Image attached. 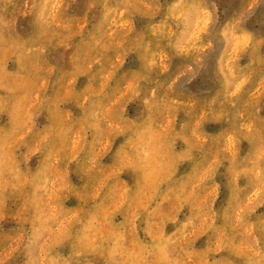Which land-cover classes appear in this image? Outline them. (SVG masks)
Listing matches in <instances>:
<instances>
[{"label": "clouds", "instance_id": "1", "mask_svg": "<svg viewBox=\"0 0 264 264\" xmlns=\"http://www.w3.org/2000/svg\"><path fill=\"white\" fill-rule=\"evenodd\" d=\"M0 264H264V0H0Z\"/></svg>", "mask_w": 264, "mask_h": 264}, {"label": "crops", "instance_id": "2", "mask_svg": "<svg viewBox=\"0 0 264 264\" xmlns=\"http://www.w3.org/2000/svg\"><path fill=\"white\" fill-rule=\"evenodd\" d=\"M197 87H199V83L196 84L195 86H193L194 89L197 88Z\"/></svg>", "mask_w": 264, "mask_h": 264}, {"label": "rangeland", "instance_id": "3", "mask_svg": "<svg viewBox=\"0 0 264 264\" xmlns=\"http://www.w3.org/2000/svg\"><path fill=\"white\" fill-rule=\"evenodd\" d=\"M198 83H199V82H197V84H198ZM195 85H196V84H194L193 86H195ZM193 86H192V87H193Z\"/></svg>", "mask_w": 264, "mask_h": 264}]
</instances>
